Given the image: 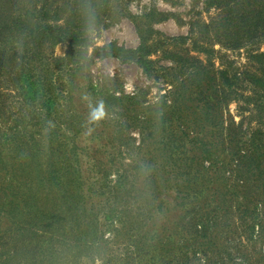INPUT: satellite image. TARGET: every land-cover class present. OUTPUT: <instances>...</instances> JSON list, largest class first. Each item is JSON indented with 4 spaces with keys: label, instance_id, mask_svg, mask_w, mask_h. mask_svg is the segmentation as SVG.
I'll return each instance as SVG.
<instances>
[{
    "label": "trees",
    "instance_id": "16d2710c",
    "mask_svg": "<svg viewBox=\"0 0 264 264\" xmlns=\"http://www.w3.org/2000/svg\"><path fill=\"white\" fill-rule=\"evenodd\" d=\"M133 1L0 0V264L59 259L56 246L67 245L59 228L66 209H74L69 197L78 196L69 187L81 186L78 168L95 152L81 148L77 137L90 128L94 140L107 131L100 153L111 143V157L123 161L114 192L141 176L162 190L168 181L182 198L172 220L157 230L162 240L145 229L135 242L145 264H264V114L257 112L264 109V0H192L202 2L192 16L211 8L218 13L209 21L190 19L189 34L177 36L154 24L183 22L178 12L151 5L135 13ZM122 16L134 22L139 45L110 42L89 55L92 31ZM60 42L69 50L55 56L52 48ZM215 43L246 48L256 64L233 73L224 62L216 67ZM159 52L172 64H159L161 56L152 57ZM104 56L135 62L173 89L145 104L137 93L117 94L109 83L96 84L85 70ZM83 70L86 99L77 95ZM240 80L252 93L246 95ZM241 98V111L253 104L252 117L260 124L225 117L230 101ZM135 127L139 144L129 134ZM104 185L111 188L108 181ZM141 215L125 227L144 226ZM106 220L113 225L111 215ZM42 249L48 253L40 257Z\"/></svg>",
    "mask_w": 264,
    "mask_h": 264
},
{
    "label": "rangeland",
    "instance_id": "374dc122",
    "mask_svg": "<svg viewBox=\"0 0 264 264\" xmlns=\"http://www.w3.org/2000/svg\"><path fill=\"white\" fill-rule=\"evenodd\" d=\"M151 5H155L162 10L176 11L182 18L183 22L178 18H169L154 24L156 29L170 36L189 34V20L192 18L209 21L218 13L216 8H211L208 11L200 12L199 15L192 16L202 8V2L193 5L192 0H136L131 3L130 8L133 12L140 13ZM110 42H116L127 47L139 45L140 37L134 22L128 17L122 16L114 24L95 28L91 33V43L87 48L88 54L91 55L95 47ZM185 45L190 46V43L187 42ZM214 48L215 53H213L212 61L216 67H221L222 62H224L231 65L230 72L233 73L234 70H243L246 66L256 64L248 57V51L244 47L232 49L222 46L220 43H215ZM263 49L264 43L261 50ZM68 50L69 44L67 42H60L52 48L55 56H64ZM191 54L200 55L206 60L207 55L204 53L192 50ZM152 57H160L159 64H172L169 59L163 57L162 52L154 54ZM85 72L90 74L91 80L96 84L109 83L111 88L116 89L117 94L122 92L130 95L139 94L138 100L146 101L145 104H154L159 101L162 94H166L173 89L171 85L163 82L162 79L157 80L148 77L142 67L135 62H123L114 56L94 57L93 62L86 67ZM85 72L83 70L77 76V95L78 97L81 96V99L89 98V95L84 92V87L89 80L85 76ZM240 84L243 86L246 95L252 93L251 87H249L250 84L248 86V83L242 80H240ZM5 99L7 103L11 102L10 98H6V94ZM243 104V98L231 100L224 112L225 117L229 119L232 115L237 123L242 121L244 126L249 123L253 126L260 124L258 116L252 117L256 112L253 104L249 105V109L241 111L240 106ZM81 105L83 104L81 103ZM138 108L141 109L140 105ZM257 112L262 115L264 109H259ZM103 129L101 126L100 130ZM92 131L93 129L90 128V131H86L77 137L81 148H94L95 152L93 153L94 157H85L88 163H84L83 160L82 165L78 168L80 176L84 177L81 186L76 189L72 186L69 187L72 189L70 192H78V196L69 197L70 201L75 203L73 205L74 209L73 211L72 209L70 211L69 208L66 209L68 217L62 220V225L59 228L61 237L64 236L62 243L64 241L67 245L62 244V246H59L60 244H58L56 250L61 252L59 259L50 263L47 259L44 264H81L80 258L82 264H145L146 261L143 256L140 254L139 257L135 242L142 239L140 236L145 229L151 230L155 236H158L154 241L162 240L157 230L160 227L162 228L168 219L169 222L172 220L182 198L177 195L176 187L170 186L168 181H165L167 187L162 190L161 185L143 180L141 176H139L135 185L130 178L129 182L124 184V189L115 190L114 192L115 170L121 167L123 161L120 157L114 159L111 157L110 152L114 151L111 143L106 148L107 150L103 149L100 153L99 148L105 144L107 131L103 130L102 138L95 140L91 138ZM129 134L134 136L136 144H139L141 138L139 128L135 127ZM78 150L80 155L84 154L82 149ZM100 159H103L104 166L100 165ZM140 162H143V160ZM94 163L97 165H94ZM150 170L147 169V171ZM106 171L108 172L107 178L104 176ZM164 176L167 177L168 175L164 173ZM105 178L111 188L104 185V183H107ZM110 180L112 182H109ZM163 180L164 178L161 179V181ZM161 201H163L162 205ZM66 207L68 206L62 203L61 210ZM144 208L148 211V214L144 215L146 216L144 226H136L131 230L125 227L130 219H138ZM106 215H111L112 220H114L113 225L107 223ZM144 216L141 215L140 219ZM44 243L47 244L46 241ZM82 248L85 249L82 250ZM80 249L82 250L81 255H79ZM39 252L41 257L46 255L48 250L42 249ZM77 255L80 256L79 259H77Z\"/></svg>",
    "mask_w": 264,
    "mask_h": 264
}]
</instances>
